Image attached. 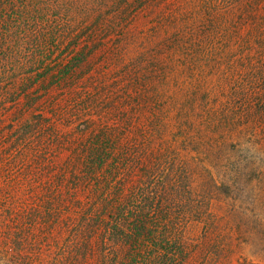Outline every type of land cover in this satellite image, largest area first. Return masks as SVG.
Here are the masks:
<instances>
[{
    "label": "trees",
    "instance_id": "1",
    "mask_svg": "<svg viewBox=\"0 0 264 264\" xmlns=\"http://www.w3.org/2000/svg\"><path fill=\"white\" fill-rule=\"evenodd\" d=\"M11 162L48 252L222 264L244 217L262 240L264 0H0Z\"/></svg>",
    "mask_w": 264,
    "mask_h": 264
},
{
    "label": "rangeland",
    "instance_id": "2",
    "mask_svg": "<svg viewBox=\"0 0 264 264\" xmlns=\"http://www.w3.org/2000/svg\"><path fill=\"white\" fill-rule=\"evenodd\" d=\"M19 171L20 166L12 162L0 168V264H92V260L83 259L79 251L67 248L63 240L48 252L52 240L39 219L43 212L41 200L11 194V185L20 179ZM260 198L256 212L264 218V196ZM34 216L37 221L31 222ZM256 220L243 218L246 225L233 235L230 244L233 254L229 253L225 259L227 254L222 264H264V235L259 239Z\"/></svg>",
    "mask_w": 264,
    "mask_h": 264
}]
</instances>
